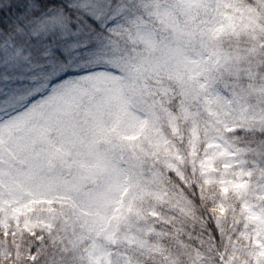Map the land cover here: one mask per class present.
<instances>
[{
  "label": "snow or ice",
  "instance_id": "obj_1",
  "mask_svg": "<svg viewBox=\"0 0 264 264\" xmlns=\"http://www.w3.org/2000/svg\"><path fill=\"white\" fill-rule=\"evenodd\" d=\"M0 264H264V0H0Z\"/></svg>",
  "mask_w": 264,
  "mask_h": 264
}]
</instances>
